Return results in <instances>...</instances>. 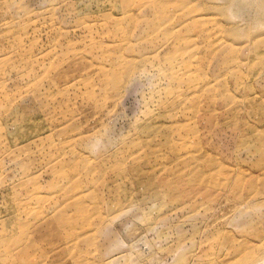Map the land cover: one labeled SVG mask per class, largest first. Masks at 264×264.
<instances>
[{
  "label": "rangeland",
  "instance_id": "1",
  "mask_svg": "<svg viewBox=\"0 0 264 264\" xmlns=\"http://www.w3.org/2000/svg\"><path fill=\"white\" fill-rule=\"evenodd\" d=\"M256 3L0 0V264H264Z\"/></svg>",
  "mask_w": 264,
  "mask_h": 264
},
{
  "label": "bare ground",
  "instance_id": "2",
  "mask_svg": "<svg viewBox=\"0 0 264 264\" xmlns=\"http://www.w3.org/2000/svg\"><path fill=\"white\" fill-rule=\"evenodd\" d=\"M247 2H249V3H255V4H259V3H256V1L257 0H246ZM235 2V1H234ZM260 2V1H259ZM233 5V4H232ZM261 10H263L264 11V7L262 6V8H261ZM263 15H264V13H263ZM207 32H212V33H216V35H217V46H218V49H217V51L218 52H221V53H223V51L225 52V48L227 47V45L224 43V40H222V41H220V38H219V34H220V32L218 31V32H216V31H213L212 30V26L210 25V29H206V30H202V31H200L199 33L200 34H202V33H207ZM261 42H264V38H262L261 40H258V39H256L254 42H253V46L254 47H259V50L257 51V55H258V59L259 60H262V59H264V46L262 47V43ZM165 48H167V46L165 47ZM228 49H229V46H228ZM224 54V53H223ZM223 61H224V66L225 67H228L229 66V64H230V62H231V59H230V57L229 56H227V59H223Z\"/></svg>",
  "mask_w": 264,
  "mask_h": 264
}]
</instances>
